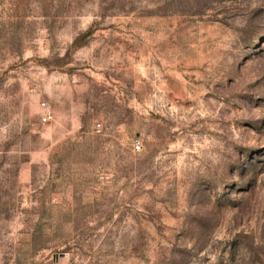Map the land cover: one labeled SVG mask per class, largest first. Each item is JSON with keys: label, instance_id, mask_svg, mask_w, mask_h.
<instances>
[{"label": "rangeland", "instance_id": "374dc122", "mask_svg": "<svg viewBox=\"0 0 264 264\" xmlns=\"http://www.w3.org/2000/svg\"><path fill=\"white\" fill-rule=\"evenodd\" d=\"M0 264H264V0H0Z\"/></svg>", "mask_w": 264, "mask_h": 264}, {"label": "built area", "instance_id": "2783aa9c", "mask_svg": "<svg viewBox=\"0 0 264 264\" xmlns=\"http://www.w3.org/2000/svg\"><path fill=\"white\" fill-rule=\"evenodd\" d=\"M44 107H46V106H44ZM45 110H46V112H45V114H44V116H43V118H42L43 122H47L48 120L51 119V114H50L49 109L45 108ZM137 149L139 150L140 147L137 146Z\"/></svg>", "mask_w": 264, "mask_h": 264}]
</instances>
